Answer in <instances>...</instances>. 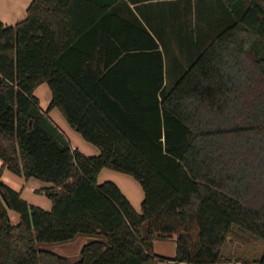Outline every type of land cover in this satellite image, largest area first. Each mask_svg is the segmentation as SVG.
I'll return each instance as SVG.
<instances>
[{"label":"trees","instance_id":"obj_1","mask_svg":"<svg viewBox=\"0 0 264 264\" xmlns=\"http://www.w3.org/2000/svg\"><path fill=\"white\" fill-rule=\"evenodd\" d=\"M0 162V264L214 263L233 225L264 242V0H31L0 21ZM102 167L139 183V211ZM3 168L47 182L50 207ZM77 235L75 259L41 246Z\"/></svg>","mask_w":264,"mask_h":264},{"label":"crops","instance_id":"obj_2","mask_svg":"<svg viewBox=\"0 0 264 264\" xmlns=\"http://www.w3.org/2000/svg\"><path fill=\"white\" fill-rule=\"evenodd\" d=\"M30 1L31 0H0V21H2L4 24H13L16 21L23 19L26 15V8ZM88 14L89 13H85V12L78 13V15L81 17H85ZM88 24H86V26H88ZM44 84L46 83L45 82L39 83L33 90V94L38 98L39 105L42 109H45L47 107V104L50 100V92L47 94L46 87L44 86ZM38 90H42L41 93L43 97H40V95L38 94ZM53 108H56V107H53ZM53 108H51L48 111V115L53 120V122L59 127V129L64 133V135L67 137L71 146L78 148L81 152L87 155L97 154L98 152L97 147L91 144H88L89 142L86 143L85 140L80 136V134L70 127V125L67 123V121L65 120L63 115L60 113V111L58 109H56L57 110L56 111ZM105 168L107 167H102L99 170L96 181L97 182L103 181L102 180L103 178H100V179L98 178V176L103 172L105 176L109 177L111 180H113V182L117 184V186L120 188L123 194L130 201L134 209L139 211L140 202L143 196V192H142V189L139 183L134 178H132L130 175L127 174V176H125L124 174L126 173L121 174L123 172L121 173H119L120 171L116 172L117 170L109 171ZM8 172L9 170H7L6 168H3L2 173H1V179L5 183H7L9 186H11L12 188L19 190L21 193V196L27 202L40 206L45 209H48L50 207V201H46L45 199H42L40 197L41 192L35 191V189H38L42 186L47 185L48 184L47 182H44L34 177H29L27 179L26 178L21 179L22 176H18V175L17 177H13ZM134 180L137 183H135ZM16 185L20 187L18 188ZM24 193L29 197V199L31 198V200H28V198H26L23 195ZM7 213L9 216L8 209H7ZM88 238H89L88 235H77L74 239L64 243L65 245L58 246L57 249L55 248H52V249L59 253L65 254L67 256L76 255L77 257L80 246ZM152 249L155 254L162 255L165 257H172L175 252V241L171 238L169 239L155 238L152 243ZM258 256L259 254L249 259L223 258V260L221 261L214 262V263H206V264H256L253 260L257 258ZM156 263L157 264H181L180 262H177L175 260L160 259V258L156 260ZM190 264H197V263H190Z\"/></svg>","mask_w":264,"mask_h":264},{"label":"rangeland","instance_id":"obj_3","mask_svg":"<svg viewBox=\"0 0 264 264\" xmlns=\"http://www.w3.org/2000/svg\"><path fill=\"white\" fill-rule=\"evenodd\" d=\"M173 51L177 55L176 47H173ZM44 86L46 87V91L48 94L49 93L48 86H46V84H44ZM41 92H42V90H38V94L40 95V97H43ZM53 109L56 110L57 108H53ZM85 142L88 143V141H86V140H85ZM88 144H91V143L89 142ZM91 145H93V144H91ZM105 169H107L109 171H116V170L109 169V168H105ZM116 172H118V171H116ZM8 173H10L13 177H17V174H14L10 171ZM119 173H121V172H119ZM121 174H124V173H121ZM124 175L127 176V174H124ZM23 178L24 177L22 176L21 179H23ZM98 178L99 179L103 178L102 180H106V179L111 180L109 177L105 176V174L103 172L98 176ZM135 183H137V182L135 181ZM16 186L18 187V185H16ZM23 195L26 198H28V200H31V198L29 199V197L25 193ZM40 197L42 199H45L46 201H50L49 198L45 194H43L42 192L40 194ZM39 204H41V203H39ZM8 212H9L10 220L15 223L18 219V214L11 209H8ZM64 243H66V242L43 243V244H41V246L48 247L51 249L52 248L57 249L58 246L65 245ZM263 246H264V242L261 239L254 237L245 231H241L233 225L231 227V230L229 231V233L226 236V240L224 242L223 250H222V257L223 258H231V259H239V258L240 259H249V258L256 256L257 254H260ZM68 257L71 259H75L76 255H69Z\"/></svg>","mask_w":264,"mask_h":264},{"label":"water","instance_id":"obj_4","mask_svg":"<svg viewBox=\"0 0 264 264\" xmlns=\"http://www.w3.org/2000/svg\"><path fill=\"white\" fill-rule=\"evenodd\" d=\"M6 203V202H5Z\"/></svg>","mask_w":264,"mask_h":264}]
</instances>
